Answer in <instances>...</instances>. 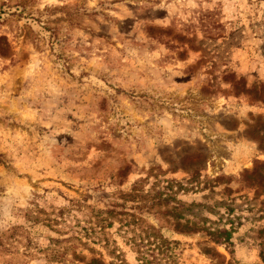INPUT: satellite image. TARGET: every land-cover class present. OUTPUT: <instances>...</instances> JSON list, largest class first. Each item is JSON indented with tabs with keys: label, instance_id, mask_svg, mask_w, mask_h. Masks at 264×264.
Instances as JSON below:
<instances>
[{
	"label": "rangeland",
	"instance_id": "obj_1",
	"mask_svg": "<svg viewBox=\"0 0 264 264\" xmlns=\"http://www.w3.org/2000/svg\"><path fill=\"white\" fill-rule=\"evenodd\" d=\"M0 264H264V0H0Z\"/></svg>",
	"mask_w": 264,
	"mask_h": 264
},
{
	"label": "trees",
	"instance_id": "obj_2",
	"mask_svg": "<svg viewBox=\"0 0 264 264\" xmlns=\"http://www.w3.org/2000/svg\"><path fill=\"white\" fill-rule=\"evenodd\" d=\"M223 236H226V240H229V236H230V233L229 232H226L225 234H222Z\"/></svg>",
	"mask_w": 264,
	"mask_h": 264
}]
</instances>
